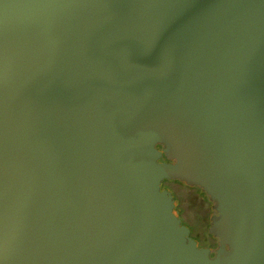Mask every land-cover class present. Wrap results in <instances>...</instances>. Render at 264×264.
<instances>
[{"label": "water", "instance_id": "water-1", "mask_svg": "<svg viewBox=\"0 0 264 264\" xmlns=\"http://www.w3.org/2000/svg\"><path fill=\"white\" fill-rule=\"evenodd\" d=\"M0 264H264V0H0Z\"/></svg>", "mask_w": 264, "mask_h": 264}, {"label": "flooded vegetation", "instance_id": "flooded-vegetation-1", "mask_svg": "<svg viewBox=\"0 0 264 264\" xmlns=\"http://www.w3.org/2000/svg\"><path fill=\"white\" fill-rule=\"evenodd\" d=\"M157 147L159 148L160 146ZM160 160L165 159L162 157ZM165 181L166 179L160 181L159 189H166L171 194L174 209L177 211L180 222L188 228L189 236L196 240L199 247H209V255H212L216 246V238L206 231V227L209 225V215L214 213L211 209L212 202L208 200L207 195L197 186H188L178 180H173V182H170L171 185L169 186ZM204 204L206 205V213L202 211ZM191 213L196 220L183 221V215L185 216ZM204 221H207V225L203 229L205 225ZM201 239H204V242H202Z\"/></svg>", "mask_w": 264, "mask_h": 264}, {"label": "rangeland", "instance_id": "rangeland-1", "mask_svg": "<svg viewBox=\"0 0 264 264\" xmlns=\"http://www.w3.org/2000/svg\"><path fill=\"white\" fill-rule=\"evenodd\" d=\"M173 180H175V179H167L166 181H165V183H167V185H171L170 184V182H173ZM179 188H181V187H179ZM202 211H204V213H206L205 211H206V205L204 204L203 205V208H202ZM193 214L191 213V214H186L185 216L183 215V221H189V220H193V219H195L194 218V215L192 216ZM207 216V215H206ZM196 220V219H195ZM204 223H205V225L203 226V229L205 228V226L207 225V221L205 222L204 221ZM208 227V226H207ZM207 227H206V230H207ZM201 241L202 242H204V239H201Z\"/></svg>", "mask_w": 264, "mask_h": 264}, {"label": "trees", "instance_id": "trees-1", "mask_svg": "<svg viewBox=\"0 0 264 264\" xmlns=\"http://www.w3.org/2000/svg\"><path fill=\"white\" fill-rule=\"evenodd\" d=\"M157 146H159V145H157Z\"/></svg>", "mask_w": 264, "mask_h": 264}]
</instances>
